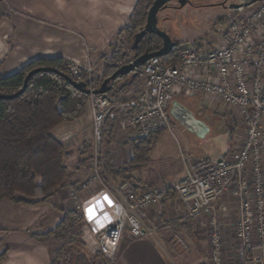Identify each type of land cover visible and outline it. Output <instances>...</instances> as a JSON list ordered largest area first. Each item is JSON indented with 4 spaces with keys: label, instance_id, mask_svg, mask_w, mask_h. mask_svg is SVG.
Here are the masks:
<instances>
[{
    "label": "crops",
    "instance_id": "crops-1",
    "mask_svg": "<svg viewBox=\"0 0 264 264\" xmlns=\"http://www.w3.org/2000/svg\"><path fill=\"white\" fill-rule=\"evenodd\" d=\"M137 1L0 0V75L12 74L41 56H61L79 67L88 64L95 67L99 64L101 54L115 40L117 31L127 24ZM223 24L224 22H220L218 26ZM208 43L209 41H201L202 45ZM143 83V77H136L132 91L140 92ZM174 101L182 104L194 119L208 129L202 137L186 128L170 113L173 131L178 128V136L187 143V149L184 150L187 156L196 158L203 155L215 157L221 153L230 155L242 144L245 129L241 120L234 112L225 110L220 102L207 103L201 95L183 92L170 94L169 108ZM89 108L88 100L83 118L61 123L52 130V135L64 144V160L68 168V186L63 188L61 200L65 198V194L70 196L72 190L78 192L80 199L85 192L79 190L78 185L91 172L90 158L86 154L92 132ZM208 111L227 117L232 126L231 146L213 154L202 152L200 148L201 144L209 140L214 127V119L207 114ZM173 131L162 132L171 135L175 141L176 133ZM67 133L69 140L65 141L68 138L62 137ZM162 134L157 135V140L153 142L149 162L139 173L133 175L134 183L131 184L134 189L171 185L186 174L187 168L182 158L180 161L168 160L169 148L162 143ZM119 146L127 149V153L121 155L123 157L120 163L127 162L132 157L130 140L125 141L116 136L108 149L114 164H117L114 160L118 158ZM180 147L178 146V153L182 150ZM193 152L194 155L191 154ZM66 153H69L68 158L73 162L70 163L71 166L67 164ZM74 183L77 184L72 186ZM120 183L109 178L108 186L100 187L97 195L86 196V201L92 203L90 206H83L89 232L92 234L99 232L116 215L117 207L112 190ZM58 195L59 192H56L47 201L38 204L9 201L0 204V253L6 252V258L0 264H49V248L32 237V233L37 232L31 229L36 227V223L39 224L38 227L44 222L48 223L45 218L50 216V206L58 202ZM16 198L25 199L18 194ZM213 206L217 212L218 231L224 245L222 264H245L234 233L238 213L236 199L223 195ZM2 209L5 211L2 212ZM186 214L187 206L174 194L146 209L140 215V220L145 227L151 229V233L136 237L124 230L114 264H212L209 260L210 238H205L210 214H204L196 223L191 219L186 220ZM176 236L187 239L192 237L194 241L190 239L192 244H189L188 251L180 248Z\"/></svg>",
    "mask_w": 264,
    "mask_h": 264
},
{
    "label": "built area",
    "instance_id": "built-area-1",
    "mask_svg": "<svg viewBox=\"0 0 264 264\" xmlns=\"http://www.w3.org/2000/svg\"><path fill=\"white\" fill-rule=\"evenodd\" d=\"M245 1L248 0L242 2ZM234 10L235 14L219 27L216 38L211 37L198 50L182 48L177 63L153 57L136 67L133 76L144 78L140 92L131 90L120 96L91 94L89 98L91 172L78 185L83 191L96 184L106 187L99 165L105 122L117 120L116 136L125 141L147 137L159 130L172 132L169 111L172 93L198 94L207 103L218 101L225 110L235 113L245 129L244 140L233 154L196 158L182 154L186 174L174 184L134 189L125 181L112 190L117 212L103 227L97 244L98 252L111 264L115 262L124 230L136 237L151 233L141 223L140 215L165 200L168 193L178 196L187 206L186 220L211 214L212 264H222L223 244L213 205L223 195L236 199L234 232L243 260L246 264H264V0ZM67 64L73 73L83 69L90 74L93 70L91 64L84 67L71 61ZM70 196L80 208L76 192L72 190ZM176 240L182 243L179 236Z\"/></svg>",
    "mask_w": 264,
    "mask_h": 264
},
{
    "label": "trees",
    "instance_id": "trees-1",
    "mask_svg": "<svg viewBox=\"0 0 264 264\" xmlns=\"http://www.w3.org/2000/svg\"><path fill=\"white\" fill-rule=\"evenodd\" d=\"M153 1H137L127 24L117 31L114 42L109 45V52L101 54L99 58L101 70L98 74H88L83 69L79 73H73L65 58L41 56L12 74L0 75V95H11L22 88L25 76L30 70L51 69L32 74L26 88L17 96L0 98V204L3 201L26 204L45 202L57 190L68 186L65 147L61 140L52 135V130L61 123L80 119L91 96L78 89L69 79L85 84V89H97L104 79L136 56L144 52L157 51L162 46V39L156 34H146L140 40L138 48L131 49L134 35L143 28ZM199 40L194 42L191 48L200 49L202 44ZM181 49L177 42L175 49L161 58L175 64L178 62ZM135 78L131 72L117 75L108 83L107 94L120 96L126 93L132 87ZM117 123L118 121L114 119L105 122L101 139L107 146L115 140ZM162 131H155L147 137L131 139L132 157L127 162L114 164L106 150L99 160V165L103 169V183L108 186L109 178L134 183L133 175L139 173L149 162L154 137ZM16 194L25 199L17 200ZM171 194L168 193V196ZM30 199L37 200L29 201ZM83 222L84 216L81 211L67 209L62 211L60 220L53 228L40 234L32 233V237L44 245L51 242L58 244L51 251L52 258L49 264H63L69 246L80 236ZM99 256L105 263H109L100 252ZM5 258L6 252H1L0 263Z\"/></svg>",
    "mask_w": 264,
    "mask_h": 264
},
{
    "label": "rangeland",
    "instance_id": "rangeland-1",
    "mask_svg": "<svg viewBox=\"0 0 264 264\" xmlns=\"http://www.w3.org/2000/svg\"><path fill=\"white\" fill-rule=\"evenodd\" d=\"M217 0H189V3L192 4V6L190 4H187L183 7H178V2L177 0H172L169 4L168 7L161 10L158 13V26L160 28H163L166 30V32L170 35V37L179 43V46L181 48H186V47H191V45L196 42L197 40H199V38L204 43L208 42L209 39H211V37H215L216 38V34H218V29L220 26V19L222 17H224V19H229L230 17H232V15L235 14V10L234 9H222V7L220 6H214V5H209V6H203L201 4H203L204 2H215ZM230 2L236 1V2H240L243 0H228ZM114 42V41H113ZM129 46L126 45V48L128 50H130L128 48ZM109 52V46L106 50L105 53ZM92 72L90 74H94V73H99L101 70V62L99 61V64L96 65L95 67L92 65ZM132 89H128L127 92L131 91ZM90 107V104H89ZM90 111V108H89ZM85 114V113H84ZM207 114H210V116L214 119L213 123H214V127H213V131L210 134L209 140H206L207 144H201L200 148L202 149V152L205 153H209V154H213L216 153L218 151H224L227 148H229L232 144V135H231V123L228 120L227 117L219 115L218 113L214 114V112L208 111ZM206 114V115H207ZM91 115V113H90ZM228 115V114H227ZM84 116V115H83ZM83 116L81 118H83ZM214 116V117H213ZM90 131H92V117H91V126H90ZM178 129V128H176ZM176 129H174L173 133H176V139L175 141L173 140V138L170 136H168L166 133H159L157 135H161V141L163 144H166L169 148V157L168 160L169 161H177L181 159V155L185 154L184 150L187 149V143L183 141V139L181 138V136H178V131L176 132ZM154 137V142L155 140H157L158 136ZM68 138V133L67 134H63L62 138ZM89 141H90V145L88 147V150L86 152L87 155H91L92 152V132L91 135L89 137ZM68 139H66L65 141H68ZM178 143V144H177ZM178 146H181L180 148L183 150H180V152L178 153ZM99 147L101 149L102 154L110 149V146H107L102 140L100 141ZM120 151H118V158H116L114 160V162L120 163V161L122 160L121 155H124L125 153H127V149H124L123 147L119 146L118 147ZM173 149H174V154H173ZM109 151V150H108ZM115 152L117 153V150H115ZM192 155H194L195 153H191ZM69 153H66V158H67V164H69V166H71L70 163H73L69 158ZM213 157V156H211ZM193 158V157H192ZM195 160V159H193ZM73 166V165H72ZM166 166V165H165ZM185 176V175H184ZM183 176V177H184ZM84 181V180H83ZM81 181V182H83ZM80 182V183H81ZM106 186V185H105ZM102 188L101 185H92L90 186L88 189H86V191L84 192V194L81 195V199L79 198L78 192L76 193L78 195L79 198V202L78 204L80 205V208L76 207V202L75 199L71 198V196L66 195L65 194V198H63V200H61V196L64 195L63 194V188L57 190L56 192H59L58 195V202H55L52 204V206H50L49 208V214L50 216H47L45 218L44 224L40 225V227H38V223H36V227H33V231L37 232V234L40 233H44L47 232L48 230H50L51 228H53L57 222L60 220L61 218V213L64 210L67 209H76L82 212L83 216H84V222L82 223V226L80 228V236L77 238V240L72 243L69 246V251L67 252L66 255V260L63 262V264H111V263H105L104 260H102V257L99 256V252L97 250V244H98V240L99 237L102 233V229L97 232L92 234L91 232H89V225L87 224V220H86V213L84 212V208L85 205L90 206L92 205V203H89L86 201V199H88V197H86L87 195L90 194V196H95L97 195V190H99V188ZM100 188V189H101ZM55 192V193H56ZM54 193V194H55ZM66 193V192H65ZM92 194V195H91ZM17 195V194H16ZM20 195V194H18ZM21 196V195H20ZM90 197V198H92ZM89 198V199H90ZM37 199H30L29 201H36ZM85 202L87 204H85ZM40 203V202H39ZM26 204V203H25ZM38 204V203H37ZM31 205V204H30ZM54 205L56 207H54ZM2 212L5 210H1ZM204 214L197 216L194 219H191V221H198L200 217H203ZM211 216V214H210ZM198 219V220H197ZM237 220V215L236 218ZM209 222V221H208ZM159 224V223H158ZM235 224V222H234ZM209 229H207L206 231V236L205 238H207L209 236L210 238V243H211V237H212V233H213V228L212 225L209 222ZM40 228V229H39ZM209 233V235H207ZM235 233V232H234ZM181 239L182 243H179V246L181 249H183V251H188L190 245L192 244L191 242L194 241L192 240L190 237L187 239L184 236L183 237H179ZM192 241H191V240ZM256 241V237L255 239H253V242ZM58 244L56 243H48L47 246L49 248L50 251V255L52 258V249L57 247ZM211 247L212 245L210 244V250H209V254L211 255ZM240 247V245H239ZM224 248V245L222 244V250ZM242 251V248H240ZM189 252H187V257H189L190 254H188ZM210 255H209V260H210ZM51 260V259H50ZM108 261V260H107ZM106 261V262H107ZM244 261V260H243ZM211 262V260H210ZM50 263V262H49ZM212 263V262H211ZM244 263L246 264V262L244 261Z\"/></svg>",
    "mask_w": 264,
    "mask_h": 264
},
{
    "label": "water",
    "instance_id": "water-1",
    "mask_svg": "<svg viewBox=\"0 0 264 264\" xmlns=\"http://www.w3.org/2000/svg\"><path fill=\"white\" fill-rule=\"evenodd\" d=\"M172 0H154L150 8L148 9L146 22L142 29H140L134 35L133 42L131 44V49L136 50L138 48V44L143 36L146 34H156L162 39V46L153 52H144L143 54L136 56L132 59L128 64L121 66L117 69L110 77L104 79V81L100 84L97 89H85V84L73 82L69 79L78 89L88 93V94H102L107 93L109 90V82L111 79L115 78L117 75H125L130 72L134 74V69L136 67L144 65L149 59L153 57H162L167 55L173 47L176 46V41H174L170 35L166 32L165 29L160 28L158 26V13L167 8L168 4ZM258 0H248L242 3H232L229 5L230 8H238L240 6H250ZM188 0H178L179 7L184 6L188 3ZM136 55V54H135ZM51 70L50 68H35L30 70L25 76L24 83L21 89H19L16 93L11 95H0V98H13L20 94L27 86V82L32 74L38 71ZM170 113L178 119L186 128L190 131L196 132L198 135L204 137L205 132L208 130L203 123L194 119L191 112L186 109L182 104L177 101L172 102L170 108Z\"/></svg>",
    "mask_w": 264,
    "mask_h": 264
},
{
    "label": "flooded vegetation",
    "instance_id": "flooded-vegetation-1",
    "mask_svg": "<svg viewBox=\"0 0 264 264\" xmlns=\"http://www.w3.org/2000/svg\"><path fill=\"white\" fill-rule=\"evenodd\" d=\"M189 1V0H188ZM177 2H178V0H177ZM233 2H230V1H228V0H217V1H215V2H204L203 4H201V5H203V6H209V5H214V6H220V7H222V9H234V8H230L229 7V5L230 4H232ZM234 3H242V1H240V2H236V1H234ZM187 4H190L189 2L188 3H186L185 5H187ZM184 5V6H185ZM191 6H192V4H190ZM178 7H179V4H178ZM183 7V6H182ZM223 20H225L224 19V17H222L221 19H220V22L222 23L223 22Z\"/></svg>",
    "mask_w": 264,
    "mask_h": 264
}]
</instances>
